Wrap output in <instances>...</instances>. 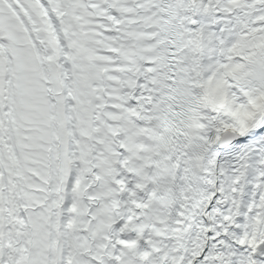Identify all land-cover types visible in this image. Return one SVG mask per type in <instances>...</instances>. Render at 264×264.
Instances as JSON below:
<instances>
[{
	"label": "snow or ice",
	"instance_id": "obj_1",
	"mask_svg": "<svg viewBox=\"0 0 264 264\" xmlns=\"http://www.w3.org/2000/svg\"><path fill=\"white\" fill-rule=\"evenodd\" d=\"M0 264H264V0H0Z\"/></svg>",
	"mask_w": 264,
	"mask_h": 264
}]
</instances>
